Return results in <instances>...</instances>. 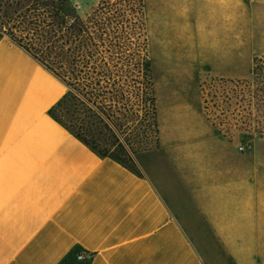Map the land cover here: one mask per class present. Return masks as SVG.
Here are the masks:
<instances>
[{
  "label": "crops",
  "instance_id": "1",
  "mask_svg": "<svg viewBox=\"0 0 264 264\" xmlns=\"http://www.w3.org/2000/svg\"><path fill=\"white\" fill-rule=\"evenodd\" d=\"M144 16L155 106L153 64L166 43L178 46L164 53L169 66L184 64L190 41L199 99L169 109L165 136L156 107L158 146L133 156L141 174L57 120L50 109L65 84L0 38V264H61L76 249L87 264H257L264 141L231 150L235 140L204 115L201 82L240 79L243 62L252 69L264 54V0H155V18L179 20L165 31L155 21L154 63Z\"/></svg>",
  "mask_w": 264,
  "mask_h": 264
},
{
  "label": "trees",
  "instance_id": "2",
  "mask_svg": "<svg viewBox=\"0 0 264 264\" xmlns=\"http://www.w3.org/2000/svg\"><path fill=\"white\" fill-rule=\"evenodd\" d=\"M78 11L72 0H32L17 15L18 25L0 23V38L8 36L65 84V94L50 109L57 120L100 155L141 174L133 155L158 146L144 2L97 0L90 13ZM251 74L236 82L242 90L254 84L264 94V55L254 57ZM145 114L148 126L140 122ZM149 137L153 143L139 145ZM78 250L61 264H87L75 260Z\"/></svg>",
  "mask_w": 264,
  "mask_h": 264
},
{
  "label": "rangeland",
  "instance_id": "3",
  "mask_svg": "<svg viewBox=\"0 0 264 264\" xmlns=\"http://www.w3.org/2000/svg\"><path fill=\"white\" fill-rule=\"evenodd\" d=\"M32 0H0V23H16L20 21L17 16L23 7L30 3ZM76 3L79 8V14L85 15L90 13L93 7L96 6L97 0H72ZM158 3L163 0H156ZM145 13L147 16V32H148V48L149 55L151 57L152 63H154L155 54V40H154V24L157 22L158 26H161L165 31V27L171 21H177L175 17H157L155 18V0H145ZM7 12L11 13L8 14ZM187 19H181L183 23ZM191 22L190 19H188ZM185 32V30H184ZM204 39V34H202ZM206 43V42H205ZM204 43V45H205ZM159 46V45H158ZM161 49V54L163 60L157 59L156 66L153 64V79L155 83V95H156V107L157 112L160 114L162 130L167 135L172 131L171 128L174 126L172 118L167 113L171 107H176L179 105H197L198 103V90L195 86L197 82V75L193 73L195 68H198L194 63V58L190 55L191 43H183L180 45L185 58L184 64H173L167 66L162 61H164V53L166 55H173L176 47H178L174 42L172 44H164ZM174 47V48H173ZM264 55V54H263ZM261 56V55H258ZM184 57V56H183ZM175 61V60H172ZM243 61H249V59L243 58ZM250 62L244 63L242 66L243 76L241 79L251 78ZM235 80H227L221 78H206L201 82V91L203 97V111L205 117L210 120L215 127L225 131L226 138L229 140H235L231 145V150H236L238 144L244 145V142L248 141L247 137H244L243 132L238 129H244L245 131H251L253 136L262 138L264 141V136H259V131L264 133V94L255 92L254 84L250 86L249 89L242 90V85L238 84ZM230 81H233L231 83ZM252 90V91H251ZM263 95V96H262ZM186 119V118H185ZM184 119V121H186ZM151 119L148 114H145L143 120L140 121L141 125H147L150 123ZM148 126V125H147ZM219 130V129H218ZM143 131V128L140 132ZM146 138L142 141L140 146L148 145V141L153 143V138ZM240 142V143H239ZM264 147V144L261 145ZM261 147V148H262ZM153 148V147H152ZM147 150V149H146ZM142 151V150H140ZM138 152V151H136ZM264 153V148L261 149ZM134 156V155H133ZM259 207L264 208V196L261 198L259 193ZM259 213L262 214V219L264 221V209L260 210ZM259 232L263 233V240L255 243L258 250V256L255 257L257 264H264V226H259Z\"/></svg>",
  "mask_w": 264,
  "mask_h": 264
},
{
  "label": "built area",
  "instance_id": "4",
  "mask_svg": "<svg viewBox=\"0 0 264 264\" xmlns=\"http://www.w3.org/2000/svg\"><path fill=\"white\" fill-rule=\"evenodd\" d=\"M240 150H243L244 147L240 146L239 147ZM86 259V254L85 251L83 249H79L76 253H75V260L79 261V262H83Z\"/></svg>",
  "mask_w": 264,
  "mask_h": 264
}]
</instances>
